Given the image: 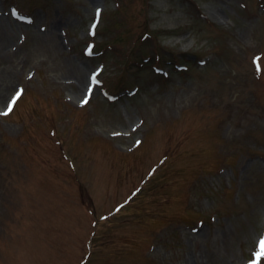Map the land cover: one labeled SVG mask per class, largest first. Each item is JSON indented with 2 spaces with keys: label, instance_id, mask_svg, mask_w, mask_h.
I'll return each mask as SVG.
<instances>
[{
  "label": "rangeland",
  "instance_id": "1",
  "mask_svg": "<svg viewBox=\"0 0 264 264\" xmlns=\"http://www.w3.org/2000/svg\"><path fill=\"white\" fill-rule=\"evenodd\" d=\"M4 112L0 264L259 251L264 0H0Z\"/></svg>",
  "mask_w": 264,
  "mask_h": 264
},
{
  "label": "snow or ice",
  "instance_id": "2",
  "mask_svg": "<svg viewBox=\"0 0 264 264\" xmlns=\"http://www.w3.org/2000/svg\"><path fill=\"white\" fill-rule=\"evenodd\" d=\"M99 15V11L97 13ZM95 27V26H93ZM21 92L20 91H17V93L15 94V96L12 97L11 99V102L8 103L7 105V112H10L12 111V107L13 105L15 104L17 98L20 96ZM86 102V101H85ZM7 112H4V113H0L2 115H7ZM259 247H260V250L256 253V256L259 257L261 255H264V237H261L260 238V243H259Z\"/></svg>",
  "mask_w": 264,
  "mask_h": 264
}]
</instances>
